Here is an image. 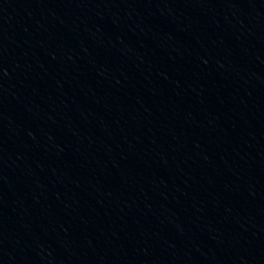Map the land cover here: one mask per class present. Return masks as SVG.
Returning <instances> with one entry per match:
<instances>
[{"label":"water","instance_id":"1","mask_svg":"<svg viewBox=\"0 0 264 264\" xmlns=\"http://www.w3.org/2000/svg\"><path fill=\"white\" fill-rule=\"evenodd\" d=\"M0 264H264V0H0Z\"/></svg>","mask_w":264,"mask_h":264}]
</instances>
